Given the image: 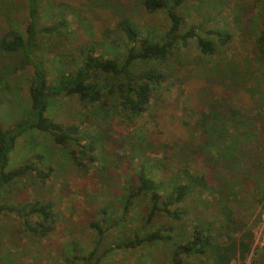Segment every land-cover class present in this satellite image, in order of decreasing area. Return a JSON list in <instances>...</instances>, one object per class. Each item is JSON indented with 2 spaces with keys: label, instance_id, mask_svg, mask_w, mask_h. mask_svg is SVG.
<instances>
[{
  "label": "rangeland",
  "instance_id": "obj_1",
  "mask_svg": "<svg viewBox=\"0 0 264 264\" xmlns=\"http://www.w3.org/2000/svg\"><path fill=\"white\" fill-rule=\"evenodd\" d=\"M38 1L42 25L48 26L60 19L67 22L63 38L54 34L37 37V55L50 85L59 72L76 66L69 62V57H76V49L81 45L104 39L106 55L122 60L130 44L117 28L119 21L127 19L139 30L152 29L157 33H162L169 25L162 11L148 14L137 0ZM60 4H64V10H59L63 7ZM178 11L184 20L183 29L192 25H200L205 30L228 29L231 41L216 55L203 58L201 62H198L199 52L192 40L188 47L162 65L137 63L134 73L154 68L167 74L166 80L153 91L145 112L137 118L122 112L114 100H109L105 107H86L76 97L50 102L46 116L51 120L77 127V137L100 136L94 152L90 153L95 159L91 160L88 152L84 154L85 173L73 160L71 153L75 151L78 155V149L72 143L59 146L51 136L36 130L27 131L16 140L6 171L39 159L36 168L40 173L29 172L7 185L0 193V203L18 205L41 201L50 204L54 222L46 236L38 237L32 236L16 215H0V264H87L86 259L95 248L90 264L97 258H101L97 264H169L171 249L161 242L135 250L108 251L118 241L129 237L130 229L140 225L146 215L147 198H144V209L134 205L127 216L122 217L120 189L131 181L141 164L158 168V160L167 169L155 170L158 179L170 182L174 178L176 184H184L191 174L202 178L207 187H195V192L184 203L172 208L182 213L179 221L160 214L148 231L175 226L179 240H184L193 231V218L218 225L231 210L234 219L249 229L252 242L250 251L243 258L237 255L230 264H264V225L260 224L264 208L255 203V195L248 186H235L233 189L238 196L230 186L225 189L221 179L227 176L211 175L220 171L219 163L212 169L206 160L207 151L202 156L196 146L192 147L199 141L200 112L206 107L205 103L208 107L214 100L224 101L239 110L264 113V108H259L244 90L227 87L218 76L221 69H238L245 79L255 78L264 86V62L256 59L257 52L253 48L264 0H188ZM28 17L25 0H0V38L9 29L25 34ZM106 32L109 35L105 37ZM19 56V52L6 53L0 49V125L3 129L29 112L31 73L29 68L20 67ZM205 83L212 89L204 87ZM198 95L200 102L205 101L203 105L198 102ZM254 125L257 129L261 123ZM80 143L85 145V140ZM47 173L43 180L41 176ZM219 189L227 193L223 196ZM228 195L230 199L225 200ZM224 205L229 206V210ZM90 223L102 227L103 235L99 237L89 228ZM231 235L236 239L240 236L234 232ZM221 239L224 241L225 237ZM185 264L212 263L200 256L185 259Z\"/></svg>",
  "mask_w": 264,
  "mask_h": 264
},
{
  "label": "trees",
  "instance_id": "obj_2",
  "mask_svg": "<svg viewBox=\"0 0 264 264\" xmlns=\"http://www.w3.org/2000/svg\"><path fill=\"white\" fill-rule=\"evenodd\" d=\"M25 1L29 15L25 34L16 29H9L0 38V49L6 53L19 52L20 67L29 68L31 73L28 114L7 129H3L0 125V193L7 185L24 178L29 172L40 173L36 168L39 159L6 171L16 140L30 130L48 134L59 146L74 144L78 149V155L73 151L71 153L73 160L78 168L86 173L87 168L82 163V159L86 152L89 154L94 152L100 136L77 137V127L51 120L46 116L50 102L64 97H76L86 107L93 105L105 107L109 100H114L122 112L131 118H137L145 112L153 91L167 78V74L154 68L134 73L133 68L137 63L151 62L158 66L162 65L172 60L176 52L179 54L182 48L188 47V43L192 40L199 52L198 62H201L203 58L209 59L216 55L232 38L229 30L223 28L205 30L200 25H192L183 29L184 20L178 9L188 0H137L148 14L162 11L167 16L169 25L165 31L157 33L152 29L139 30L132 21L123 19L119 21L117 28L130 46L125 48L122 60L106 55L103 48L104 39L93 44L81 45L76 49V57H69V62L76 63V66L69 67L65 72H59L54 84L50 85L37 55V37L40 34H54L63 38L66 35L64 28L67 22L60 19L48 26L42 25L39 21V1ZM60 5L63 7L60 6L59 10H64V4ZM108 35L109 32H106L105 37ZM253 48L257 52L256 59L264 62V12L261 16V24L256 30ZM218 76L224 85L244 90L259 108H264V86H261L260 80L245 79L238 69L232 68L227 71L221 69ZM206 83L208 84V81ZM204 87L212 89L209 85ZM200 99L198 95V102L203 105L205 101L200 102ZM205 104L203 106L206 107L200 112L199 141L192 147L196 146L197 152L202 156L204 151H207L206 160L212 169L217 168L219 163L220 171H214L211 175L227 176V179H221V185L226 186L225 189L230 186L237 195L233 189L235 186H248L247 189L250 188L255 195V203L263 208L264 113L260 115L239 110L224 101L219 103L214 100L211 105L208 104V107L207 103ZM258 122L261 125L255 129L254 124ZM81 140H85V145H80ZM192 151L196 154L195 150ZM89 156L91 160L95 159L93 155ZM157 166L167 171L160 160L157 161ZM158 168L141 164L131 181H127L123 185L124 188L120 189L123 195L120 199L122 217L127 216L129 209L134 205L144 209V198H147V208L144 209L146 215L140 225L130 229L129 237L118 241L108 251L135 250L161 242L171 249L169 264H185V259L200 256H205L212 264H230L237 255L243 258L250 251L252 235L249 229H245V224L234 219L233 212L227 205L224 206L229 212L224 215V221L218 225L202 218H193V231L190 237L184 240H179L175 226L156 227L148 231V227L160 214L179 221L182 213L172 208L184 203L191 193L195 192V187L199 185L207 187L202 178L193 177L191 174H188L184 184H176L174 178L170 182L158 179L155 173ZM48 174L41 178L44 177L45 180ZM219 190L223 191V189ZM225 191L220 194L224 196L227 193ZM229 199L228 195L225 200ZM5 214L16 215L32 236L38 237L46 236L54 222L51 205L41 201L18 205L1 202L0 215ZM89 228L95 230L99 237L104 233L103 228L96 223H90ZM233 232L240 236L237 239L233 238L231 235ZM223 236L224 241L221 239ZM95 250L96 248L86 259L87 264H90ZM100 260L101 258H97L93 264H97Z\"/></svg>",
  "mask_w": 264,
  "mask_h": 264
},
{
  "label": "built area",
  "instance_id": "obj_3",
  "mask_svg": "<svg viewBox=\"0 0 264 264\" xmlns=\"http://www.w3.org/2000/svg\"><path fill=\"white\" fill-rule=\"evenodd\" d=\"M263 208H264V207H263ZM263 211H264V209H263ZM262 213H263V212H262ZM262 218H263V223H262ZM260 220H261V221H260V224H261V225H262V224L264 225V217H262V214H261Z\"/></svg>",
  "mask_w": 264,
  "mask_h": 264
},
{
  "label": "crops",
  "instance_id": "obj_4",
  "mask_svg": "<svg viewBox=\"0 0 264 264\" xmlns=\"http://www.w3.org/2000/svg\"><path fill=\"white\" fill-rule=\"evenodd\" d=\"M193 258H196V257H192V258H190V259H193ZM212 263V262H211Z\"/></svg>",
  "mask_w": 264,
  "mask_h": 264
}]
</instances>
